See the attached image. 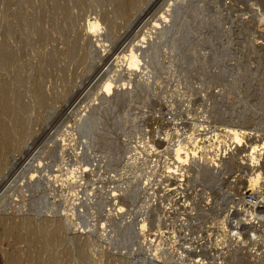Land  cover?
I'll use <instances>...</instances> for the list:
<instances>
[{"label":"rangeland","instance_id":"1","mask_svg":"<svg viewBox=\"0 0 264 264\" xmlns=\"http://www.w3.org/2000/svg\"><path fill=\"white\" fill-rule=\"evenodd\" d=\"M129 51L151 79L124 63L111 77ZM225 126L245 132L242 155L264 141V0H0V264H264V158L254 189L242 155L220 178L178 146L215 129L224 153ZM250 192L253 220L223 226Z\"/></svg>","mask_w":264,"mask_h":264},{"label":"bare ground","instance_id":"2","mask_svg":"<svg viewBox=\"0 0 264 264\" xmlns=\"http://www.w3.org/2000/svg\"><path fill=\"white\" fill-rule=\"evenodd\" d=\"M156 3V2H155ZM157 4V3H156ZM153 6V5H152ZM147 14V13H146ZM145 14V15H146ZM146 17V16H145ZM103 25V24H102ZM87 29V28H86ZM101 23H100V20L98 19V18H90L89 19V21H88V29L86 30V35L87 36H91V37H96V42H98V43H100V44H96V47H98V49H100L99 48V46H101L104 50H101V52L100 53H106L107 54V47H108V44L107 43H101V41H102V39H99V37L102 35V31H101ZM95 44V43H94ZM93 44V45H94ZM103 51V52H102ZM123 52V51H122ZM103 53V54H104ZM121 53V52H120ZM136 53V52H135ZM105 56V55H104ZM113 56V55H112ZM139 58V57H138ZM109 62V61H108ZM140 60L139 61H137V59L134 57V55H133V53L132 52H130L129 51V53H125V54H123V53H121L120 55L118 54V56L116 57V59H114V61H112V62H110V67H109V69L111 70V69H113L114 70V72H111V77H113L114 78V76H119L120 75V69H118L117 70V68H121V67H123L124 66V64L126 65V67H130V69H126V68H124V70H127V71H130V70H133V72L134 71H136V70H139V72H140V75H141V77L142 78H144L145 80H147V79H149V77L151 76V75H149V72H150V70L148 69L149 67H143L140 63ZM120 63H124V64H120ZM108 64V63H107ZM106 66H104V68H105ZM115 69H116V71H115ZM106 71H108V69L106 70ZM126 72V71H125ZM131 72V71H130ZM112 73H113V75H112ZM124 72H122V74H123ZM151 74V73H150ZM123 76V75H122ZM120 77V76H119ZM121 78V77H120ZM123 78V77H122ZM141 79V78H140ZM150 79H151V77H150ZM192 79V78H191ZM107 81V80H106ZM111 81H113V79L111 80ZM148 81V80H147ZM151 81V80H150ZM239 81V80H238ZM117 82V81H116ZM113 83V82H112ZM115 83V82H114ZM108 86L109 88H111V82L110 81H108V83L107 84H105V86ZM114 85V84H113ZM113 85H112V87H113ZM107 89V90H109L110 91V89ZM102 89V88H101ZM105 89V88H104ZM104 89H102V91H104ZM106 89H105V91H106ZM104 91V92H105ZM112 93V92H111ZM111 93H110V96H111ZM101 94V93H100ZM108 94V93H107ZM106 94V95H107ZM103 95H104V93H103ZM105 96V95H104ZM106 97V96H105ZM104 97V98H105ZM101 98H103L102 96H101ZM99 101H101V99L99 100ZM103 101V100H102ZM134 101V100H133ZM186 101V100H185ZM189 103H192V100H187ZM96 102V101H95ZM94 102V103H95ZM109 102V101H108ZM93 104V103H92ZM103 104V103H102ZM85 107V106H84ZM89 107V106H88ZM88 109V108H87ZM85 110V112L84 113H82L81 115L82 116H80V117H78V118H80L79 119V121H83L84 120V118L87 116V112L86 111H88V110ZM132 109V108H131ZM89 112V111H88ZM128 112V111H127ZM140 112V111H139ZM141 116V115H140ZM181 116V115H180ZM193 116V115H192ZM138 119V118H137ZM76 120V119H75ZM80 122V123H81ZM135 124V123H134ZM210 124V123H209ZM197 127H199V129L200 130H203V132H204V130H206V129H208V126H206L205 125V123L203 122V123H196L195 124ZM70 126V125H69ZM136 127V126H135ZM221 127V126H220ZM175 129V128H174ZM181 128H179L178 127V129H177V133L176 134H178L181 130H180ZM183 129V128H182ZM187 129V128H186ZM142 130V129H141ZM225 130H226V133L227 134H229L230 136H231V141H230V143H229V148L227 147V149H226V151L223 153L220 149H221V147H222V145L221 144H223L222 142V140H220V136H219V132L218 133H216V130L215 129H212V130H208V131H210V132H208V133H199V134H193L194 136H190V140H189V142H187V141H181L180 140V142H179V144H178V146H179V148L181 147L182 149H185V150H192V152H190V156H191V158L195 161V163L199 166V168H201V166L203 165V163H206V164H208V165H210L209 167L210 168H212V172L216 175V176H219L220 178H222L221 177V175H223L224 174V170L222 169L223 168V166L227 163V159H230L231 157H230V154L232 153H236V156H241L242 154H243V151L245 150V149H243V147H244V142H245V140H244V133L245 132H243V130H240V129H238V128H236V127H232V126H225ZM183 131V130H182ZM185 131V130H184ZM245 131V130H244ZM171 132V131H170ZM169 132V133H170ZM197 132H199V131H197ZM72 133V132H71ZM172 134H173V131H172ZM175 134V133H174ZM182 134V133H181ZM259 134V133H258ZM72 135H73V133H72ZM156 135V134H155ZM160 135V134H159ZM70 136V135H69ZM162 136V135H161ZM67 137V136H66ZM73 137V136H72ZM76 137V136H75ZM158 138V137H157ZM69 139V138H68ZM156 139V138H155ZM175 139H178V138H175ZM170 140H171V136H170V134H166V135H164V140L162 139V141H160V142H162V143H164V144H166L167 145V147H168V145L170 146ZM260 140V139H259ZM70 141V140H69ZM72 141V140H71ZM75 141V140H74ZM128 141V140H127ZM150 141V140H149ZM174 141V140H173ZM156 142V141H155ZM158 142V141H157ZM228 142H229V140H228ZM75 143V142H74ZM66 144V143H65ZM163 144V145H164ZM226 144H227V141H226ZM135 145H137V144H135ZM155 145V144H154ZM159 145H162L161 143L159 144ZM162 145V146H163ZM174 145V144H173ZM161 146V147H162ZM172 146V145H171ZM183 146V147H182ZM252 146H253V144H252ZM256 146V145H255ZM251 147L252 148V150L250 151V152H247L248 154H244V155H242V158H243V160L242 161H245L246 163H245V165L244 166H248L247 168L249 169L250 168V170L252 169V170H254V173L249 177V179H250V186H254L253 188L254 189H257V183L260 181V178H262L263 179V177H262V172H261V170H260V167H259V163H260V159L261 158H264L263 156H264V141L263 142H261V144H258L256 147ZM66 147V146H65ZM136 147V146H135ZM160 147V146H159ZM166 147V146H165ZM166 147V148H167ZM126 148V147H125ZM151 148V147H150ZM170 148V147H169ZM149 149V148H148ZM165 149V148H164ZM178 149V148H177ZM176 149V150H177ZM224 149V148H223ZM69 150V149H68ZM147 150V149H146ZM249 149L247 148V151H248ZM137 151H139V150H137ZM171 151H173V150H171ZM189 152H188V154H189ZM78 153V152H77ZM132 153V152H131ZM62 154V153H61ZM76 154V153H75ZM178 154H180V153H178ZM130 155V154H129ZM172 155V154H171ZM181 156V155H180ZM188 156V155H187ZM163 157V156H162ZM235 157V156H234ZM241 158V159H242ZM133 159V158H132ZM139 159V158H138ZM237 159V158H236ZM137 160V159H136ZM127 161V160H126ZM130 161V160H129ZM171 161V160H170ZM192 161V160H191ZM237 161V160H236ZM132 162V161H131ZM179 162V161H178ZM193 162V161H192ZM130 163V162H129ZM181 163V162H180ZM78 164H80V163H78ZM145 164V163H144ZM169 164V163H168ZM247 164V165H246ZM177 165V164H176ZM178 165H180V164H178ZM207 165V166H208ZM212 166V167H211ZM181 167V166H180ZM245 167V169H247ZM174 168V167H173ZM81 169V171H80V174H83V173H85V172H87L88 170H90V168L88 167V166H86L85 164H84V166L82 167V168H80ZM169 169H170V167H169ZM179 169H181V168H179ZM193 169V168H192ZM197 169V168H196ZM186 170V169H185ZM181 171V170H180ZM197 171V170H196ZM201 171V170H200ZM211 171V170H210ZM183 172V171H182ZM186 172V171H185ZM244 172V171H243ZM176 173V172H175ZM187 173H188V175H189V171L187 170ZM66 175V174H65ZM176 175L177 176H179V180L181 181L180 183V185H178V187L176 188V190L177 191H179V194H181V195H183L182 197H185L186 195H184L185 194V192H186V188H187V186H186V183H184V181L186 180V177H184L183 175H181V172L180 173H176ZM75 176H76V174H75ZM79 176V175H78ZM144 176V175H143ZM191 176V175H190ZM215 176V177H216ZM81 177V176H80ZM147 177V176H146ZM202 177V176H201ZM113 178V177H112ZM217 178V177H216ZM69 179V178H68ZM114 179V178H113ZM112 179V180H113ZM150 179V178H149ZM249 179H248V182H249ZM80 180V179H79ZM106 180V179H105ZM188 180V179H187ZM195 180L196 179H193V181L195 182ZM198 180V179H197ZM222 180V179H221ZM62 181V180H61ZM83 181V180H82ZM114 181V180H113ZM146 181V180H145ZM199 181V180H198ZM201 181V180H200ZM214 181V180H213ZM67 182V181H66ZM65 182V183H66ZM118 182V181H117ZM141 182V181H140ZM179 182V181H178ZM190 182V181H189ZM191 182H192V180H191ZM197 182V181H196ZM138 183V182H137ZM145 183V182H144ZM151 183V182H150ZM197 183H199V182H197ZM219 183V182H218ZM221 183V182H220ZM68 184V183H67ZM79 184V183H78ZM82 184H84V183H82ZM146 184H148L147 182H146ZM188 184V183H187ZM200 184V183H199ZM202 184V183H201ZM201 184H200V186H201ZM222 184V183H221ZM221 184H219V185H221ZM166 186V185H165ZM197 186H198V184H197ZM112 187V186H111ZM119 187V186H118ZM186 187V188H185ZM192 187H194L193 185H192ZM196 187V186H195ZM110 188V187H109ZM113 188H114V186H113ZM122 188V187H121ZM155 188V187H154ZM123 189V188H122ZM188 189V188H187ZM194 189V188H193ZM197 189V188H196ZM206 189V188H205ZM112 189H110L109 191H111ZM120 190V189H119ZM141 190V189H140ZM172 190V189H171ZM200 190H202V189H200ZM242 190V189H241ZM108 191V190H107ZM114 191V190H113ZM204 191H206V190H204ZM151 192V191H150ZM188 192V191H187ZM224 192V191H223ZM241 192V191H240ZM209 192H207V194H208ZM242 193V192H241ZM240 193V194H241ZM111 194V193H110ZM115 194V193H114ZM218 194V193H217ZM239 193H238V196H240L241 197V199H242V202H240V203H237V205H234V206H229L228 208V213L225 215V217L222 219V221H223V226H227V221L231 218H233V217H235V219H237V215H239L240 213H241V215H239V217L240 216H242L243 214H242V210H244L245 209V207H247V199L244 197L245 195H243V196H241ZM55 195V194H54ZM116 195V194H115ZM137 195V194H136ZM200 195V194H199ZM209 195V194H208ZM66 196V195H65ZM111 196V195H110ZM187 196H189V195H187ZM239 197V198H240ZM256 197V196H255ZM259 197V196H258ZM263 197V196H262ZM49 198V197H48ZM70 198H71V196H70ZM188 198V197H187ZM189 198H190V196H189ZM188 198V199H189ZM194 198H196V197H194ZM111 199V198H110ZM188 199H185V200H183V205L186 207V206H190V205H192V204H194V200L193 199H191L193 202H191V201H189ZM210 199V198H209ZM208 199V200H209ZM240 199V200H241ZM134 200V199H133ZM211 200V199H210ZM213 200V199H212ZM239 200V199H238ZM70 201V200H69ZM262 201H263V199H262ZM204 202V201H203ZM208 202V201H207ZM239 202V201H238ZM256 202L258 203V201L256 200ZM205 203V202H204ZM213 203H214V201H213ZM216 203V202H215ZM236 202H234V204H235ZM257 203H255V204H257ZM73 204V203H72ZM251 204V203H250ZM255 204H253V205H255ZM112 205V204H111ZM253 205H252V207H253ZM258 205V204H257ZM205 206V205H204ZM211 206V205H210ZM184 207V208H185ZM215 207V206H214ZM225 207H227V206H225ZM256 207V206H255ZM255 207H253L254 209H256ZM207 208V207H206ZM223 209H224V207H222ZM110 209H112V206H111V208ZM114 209V208H113ZM144 209V213H145V209H146V207H144L143 208ZM191 209H192V207H191ZM193 209H194V207H193ZM196 209V208H195ZM221 209V208H220ZM222 209V210H223ZM226 209V208H225ZM247 209V208H246ZM106 210H108V209H106ZM115 210V209H114ZM233 210L235 211V212H237L238 214L236 215L235 214V216H234V214H232V212H233ZM250 210V209H249ZM110 211V210H109ZM245 211V210H244ZM191 212V211H190ZM248 210H246V213H244V214H246V216L245 217H240V220H241V222L242 223H244L245 225H247V224H249L252 220H253V217H254V214L253 213H249L248 214ZM252 212V211H251ZM112 213H114V212H112ZM120 213V212H119ZM107 214H109V213H107ZM131 214V213H130ZM185 214V213H184ZM248 214V215H247ZM114 215V214H113ZM233 215V216H232ZM120 216V215H119ZM111 217V216H110ZM127 217V216H126ZM241 218H243V219H241ZM103 219V218H102ZM186 217L184 218V220L186 221ZM106 220V219H105ZM104 220V221H105ZM140 220V219H139ZM188 220V219H187ZM237 220H239V218L237 219ZM142 222L141 223H138V227H136V231L138 232V233H141V234H146V230H147V228H148V223H147V221H146V219H142L141 220ZM184 221V222H185ZM250 221V222H249ZM239 222V221H238ZM230 223V222H229ZM240 223V222H239ZM200 225V224H199ZM234 225V227L233 228H235V224H233ZM239 225L240 224H237V226L236 227H239ZM137 226V225H136ZM182 226H184V224H182ZM231 226V225H230ZM103 227H106V226H104L103 225ZM241 227V226H240ZM107 228V227H106ZM187 228V227H186ZM232 228V229H233ZM239 229V228H238ZM105 230V229H104ZM103 230V231H104ZM243 230V229H242ZM235 234H236V236H237V238L238 239H242V232L241 231H235ZM178 236H174L173 238H177ZM147 238V240H148V237H146ZM156 239V238H155ZM155 239H149L148 241H150V242H156V240ZM245 240V239H244ZM148 241H146V242H144L145 244L143 245V247H147V246H149V243L150 242H148ZM166 241V240H165ZM164 241V242H165ZM246 241V240H245ZM172 242H174V243H176V241H173L172 240ZM153 243V244H154ZM167 243V242H166ZM240 243V242H239ZM152 244V243H151ZM159 246H160V244H159ZM159 246H157V248H155L156 250H160V248H159ZM188 246V245H187ZM238 246V245H237ZM174 247V246H173ZM149 248V247H148ZM164 249V248H163ZM166 249V248H165ZM180 249V248H179ZM187 249V250H186ZM190 249H193V248H191V246H188V247H186L183 251H181L180 252V255H181V258L183 257L184 258V252H188ZM147 250H149V249H147ZM167 250V249H166ZM246 251V250H245ZM147 252V251H146ZM150 252V251H149ZM175 252V251H174ZM145 255H147L146 256V258H145V260H147V261H150V262H152V263H154V264H157L158 262H160L161 261V259H160V257L158 256V257H156L155 256V254L153 255V253L152 252H150V253H146ZM183 255V256H182ZM169 256H170V254H169ZM165 259V258H164ZM178 259H180V258H178ZM168 260V259H167ZM163 261V260H162ZM180 261H181V259H180ZM183 261L184 260H182V263H183ZM200 262H201V260H199Z\"/></svg>","mask_w":264,"mask_h":264},{"label":"built area","instance_id":"3","mask_svg":"<svg viewBox=\"0 0 264 264\" xmlns=\"http://www.w3.org/2000/svg\"><path fill=\"white\" fill-rule=\"evenodd\" d=\"M246 199H247V201H248L249 203H251V202H255V200H256L255 194L252 193V192L248 193V194L246 195Z\"/></svg>","mask_w":264,"mask_h":264},{"label":"clouds","instance_id":"4","mask_svg":"<svg viewBox=\"0 0 264 264\" xmlns=\"http://www.w3.org/2000/svg\"><path fill=\"white\" fill-rule=\"evenodd\" d=\"M254 218V217H253ZM250 222V221H249Z\"/></svg>","mask_w":264,"mask_h":264}]
</instances>
